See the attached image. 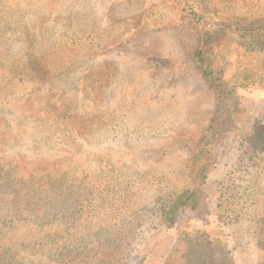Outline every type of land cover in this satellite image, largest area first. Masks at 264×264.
<instances>
[{"label": "rangeland", "instance_id": "1", "mask_svg": "<svg viewBox=\"0 0 264 264\" xmlns=\"http://www.w3.org/2000/svg\"><path fill=\"white\" fill-rule=\"evenodd\" d=\"M254 18L264 19V0H188L187 9L179 0H0L1 223H22L26 214L16 211L38 203L46 183L74 189L71 197L88 187L93 206L152 203L139 213L126 264H164L178 240L209 230L234 264H264L255 220L218 219L223 185L253 161L251 194L264 204V153L239 128L247 113L264 128V80L227 99L240 109L239 127L226 130L219 147L204 146L218 161L202 202L158 208L193 184L189 160L221 113L193 60L201 32ZM224 35L209 59L233 86L244 51L229 29ZM38 238L24 225L0 234L1 250L19 246L18 260L34 262L43 246L29 243Z\"/></svg>", "mask_w": 264, "mask_h": 264}, {"label": "trees", "instance_id": "2", "mask_svg": "<svg viewBox=\"0 0 264 264\" xmlns=\"http://www.w3.org/2000/svg\"><path fill=\"white\" fill-rule=\"evenodd\" d=\"M179 1L187 9L188 0ZM190 13L198 20L199 16L195 11L190 9ZM228 29L236 36L244 51L234 75L233 86L221 80L209 59L212 44L224 37ZM193 60L202 76L213 84L221 113L214 120L210 133L203 138L206 140L205 145L189 160L193 184L162 200L158 207L161 212H166L174 201L181 208H196L202 202L209 168L214 167L218 161L217 155L208 154L204 146L209 145L210 150L215 146L219 147L221 143L218 141H221L226 130L239 127L237 123L240 109L236 104L228 105L227 99L236 95L237 87H252L264 80V19L254 18L236 27L204 29L200 34V45L193 53ZM224 107H227L225 111ZM223 115H226L225 119ZM247 116L246 125L239 127L242 129V140L264 153V128L253 122V116L248 113ZM258 164L259 162L253 161L241 173L239 180L223 185L218 203V219L223 225L242 218L255 220L259 243L264 250V204L261 206L251 194L253 184L246 174L252 166L256 167ZM86 188L85 194L71 197L74 189L67 188L64 191L59 183H46L38 203L16 211L19 215L26 214L22 223L0 221V234L3 236L17 234L20 227L26 225L39 235L38 240L29 245L43 246L38 249L40 255L36 261L22 263L16 254L19 246L12 244V248L1 250L6 242L0 240V264H126L121 261V257L129 249L138 227L139 213L144 209L150 210L152 203L142 208H132L130 203L121 207L115 202L93 206L94 189ZM42 203L43 207H40ZM31 214H34L33 218L30 217ZM65 218L69 220L62 222ZM218 242L220 238L216 230L198 232L190 239L178 240L164 264H234L229 250L220 247Z\"/></svg>", "mask_w": 264, "mask_h": 264}]
</instances>
